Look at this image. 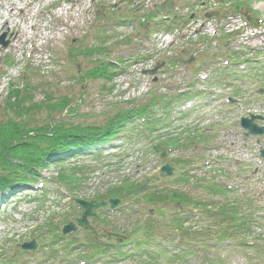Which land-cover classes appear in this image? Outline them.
I'll use <instances>...</instances> for the list:
<instances>
[{"label": "rangeland", "instance_id": "rangeland-1", "mask_svg": "<svg viewBox=\"0 0 264 264\" xmlns=\"http://www.w3.org/2000/svg\"><path fill=\"white\" fill-rule=\"evenodd\" d=\"M128 1L0 0V35H5L4 42L7 43L5 48L0 46V121L6 118L23 120L20 122L33 128L51 121L69 122L74 126L88 124L96 128L103 122V114L114 115L115 104L129 100L146 104L152 90L157 91L156 95H176L178 90L185 88L186 81L196 82L198 75L209 78L192 88L194 92L203 94L190 96V106L196 108L188 116L180 115V105L185 101L174 107L171 114L162 111L159 124L148 126L152 129L147 132L148 135L140 119L134 122L129 132L111 139L110 150L93 156H76L65 161L62 167L50 166L47 173L41 174L45 182L40 181L42 188L39 191L28 189L14 202L1 203L0 252L8 256L9 250L32 239L39 245L35 252H28L31 258H28L29 255L17 256L18 264H81L76 254L86 251L82 244L84 238L90 235H85L80 229L65 236L58 233L64 224L74 222L81 212L78 207L75 213L70 212L69 200H93L92 197L103 194L106 187L108 190L115 188L125 180L129 183L150 181L157 192L168 189L186 193L193 200L205 201L209 195L202 189L205 183L218 184L236 191L240 202H251V205L244 204V208L251 206L254 208L253 218H259L252 231L258 235L264 229V161L258 159V151L264 149V135L245 139L238 126V119L248 114L264 117V0H133L141 3L135 6ZM234 4L238 5V9H234L237 12L233 11ZM159 12L180 17L177 25L180 34H176L177 30L167 36L161 34L162 29L155 26L159 17L139 26V22L144 20L143 14L160 16ZM4 18L9 24L5 29L1 28ZM100 30H105L102 37ZM214 32L216 35H213ZM220 32L234 34L232 41L226 42L230 47L222 45L225 40L219 39ZM153 35L156 42L150 40ZM15 36L17 39H14ZM170 36H174L175 41L169 55L160 58L163 59V67L156 75L143 73L150 69L154 58L142 61L141 57H149L153 50L164 49ZM199 36L207 38L206 41L196 45L183 42ZM100 44L106 48L109 59L125 63L123 73L109 83L89 76L91 68L95 67L90 61L96 57L89 59L85 53L100 48ZM228 49L239 50L244 57L232 59L233 54ZM169 62L173 64L169 65ZM226 63H229L227 72H218ZM24 75L28 81L21 94L18 108L21 111L18 112L16 108L9 107L7 94L14 86L20 88V79ZM153 78L156 82H152ZM111 86L114 89L109 93ZM234 88L239 89L241 94H235ZM258 89L262 91L257 93ZM227 97L235 99L237 106H229ZM63 98L70 101L65 106L59 105ZM136 105L133 103V106ZM257 124L264 126V122ZM196 131L204 138L208 137V142L196 141V146L185 147V152L177 149L169 151L162 161L150 149L166 133L178 138L187 133L196 135ZM183 159L192 164L176 167L173 160ZM164 163L175 168L171 176H159V168ZM183 171L193 178L192 182H181ZM58 172L74 173L78 180L76 187L70 190L57 184L53 179L60 175ZM208 178L209 181H206ZM42 194H46L45 198H41ZM214 195L215 202L222 198ZM225 198L233 200L232 196ZM103 211L109 223L99 225L95 218L91 220L99 234L96 239L112 243L114 250L119 248L124 251H134L131 248L137 242H151L146 232L134 231L147 220L152 219L156 223L151 237L153 247L149 249L172 252V241L178 237L170 220L188 219L183 226L191 229L192 233L198 228L197 223L207 219L204 214L197 219L199 211L193 210L190 205H179L170 200L159 204L144 203L135 197L119 202L114 212L103 208L98 213ZM217 219L208 220L216 225L220 221ZM45 228L55 230L50 232ZM111 228L120 237L111 236ZM54 235L59 237V242L49 248ZM114 239H118L117 244ZM189 239L190 244L195 240L190 236ZM66 240L82 247L78 249L76 245H70L71 250H62L61 247L68 243ZM57 244L59 250L65 253L62 261L52 249ZM46 248L49 250L45 251ZM205 252L207 259L215 261L216 258L218 264H247L249 261L264 264V251L255 255L252 250L229 249L222 252V256L213 249ZM113 256L114 252L109 251L105 259L90 264H140V261H145L142 254L109 263L112 258L114 260ZM46 258L49 260L45 261ZM159 261L172 264L163 257ZM159 261L154 264H159ZM199 263H202L201 253L186 264Z\"/></svg>", "mask_w": 264, "mask_h": 264}, {"label": "trees", "instance_id": "trees-1", "mask_svg": "<svg viewBox=\"0 0 264 264\" xmlns=\"http://www.w3.org/2000/svg\"><path fill=\"white\" fill-rule=\"evenodd\" d=\"M167 6H169V3H167ZM232 8L234 11V9H238V5L236 6V4H234ZM237 11L238 10H235L234 12ZM219 13L220 11L217 12V14ZM147 18H154V16L150 15L147 16ZM176 25H178V22L171 21L168 23V21H165L160 24V27H162L161 29L163 30L171 32ZM104 33V31H100L99 35L102 37ZM219 39L222 41L225 40V42H223L224 44H222L225 46L226 42L231 39V37L228 34L221 33ZM201 41H205V39L202 38ZM100 46V48H93L85 53V56L89 59L96 57V59L90 61L95 67L91 68L89 76L91 78L102 79L109 83L119 75L120 72H117V67H122L124 62L119 60L114 61L115 64H113L106 56V48H104V45L100 44ZM233 56L238 57L243 56V54L242 52H238L235 54L233 53ZM170 64L172 65L173 63L169 62V65ZM113 89L114 86H111L109 93L113 91ZM23 91L13 89L10 94H8L7 99H9L8 105L10 108H16L18 110L22 101L21 94H23ZM234 92L238 95L241 94L240 90H235ZM149 93V95L152 96L146 104L139 103V101L135 102L134 100L115 104V108L113 109L115 111L114 115L109 116L107 113L103 114L101 117L103 122L96 128L88 124L74 126L72 123L60 121H51L42 127L33 128L26 123L20 122L23 120L14 121L13 119L6 118L0 121V204L6 201L7 203L14 202V199L20 197L21 193L23 194V192L35 186L40 180V173L42 171H48L50 166L62 167L66 160L73 159L76 156L86 154L89 151H94L108 145L111 139L116 135L129 132L134 122L140 119L143 120L140 124L144 132L148 135L147 132L152 131L148 126L159 124L160 118L163 115L162 111L171 114L176 105L188 100L190 97L188 92L177 93L176 95L170 93L167 95H156L157 91L152 90ZM69 102V100L63 98L59 105L62 104L65 106ZM133 103L137 105L133 106ZM19 111H21V109L18 110V112ZM189 114L190 112L183 116H188ZM169 116L170 115H168V118ZM197 133V131L196 135L187 133L184 137L181 136L178 138L177 136L166 133L159 138L158 142H160L163 147L171 149V151L177 149L180 152H185V147L196 146V141L205 142L207 140L208 142V137L204 138L203 135ZM173 161L176 167L179 165L184 167L192 164L184 159L181 161ZM59 174L58 172V175ZM185 174H187L186 171H183L181 182H192L191 180L193 178ZM53 180L61 186H67L70 190H73L78 182L74 173L68 175L64 172ZM199 183L202 184L201 182H198V184ZM205 184V187L202 189L205 193L209 194L206 197V201L198 199L193 200L189 198L186 193H179L168 189H162L157 192L158 190L153 184V187L151 186L150 181L129 183L128 180H125L123 183H120L119 186L115 188L112 187V189L109 188L104 194L95 195L93 198L96 201L107 199H119L123 201L135 197L140 202L159 204L170 200L179 205H190L193 210L198 209L199 215L197 219H201V216H203L202 214H204L207 219L197 223L198 228L196 230L194 229L192 233H190L191 229L188 230L183 226V224L189 221L188 219L181 221L170 220V222L175 225V234H177L178 237L176 238L178 244L172 252H164L163 249L157 252V250L149 249V247H153L151 237L156 227L155 221L150 219L138 225L134 228V231L146 232L148 235L147 238H150L151 242H137L136 245H134L133 242L130 241L134 245L132 248L134 251H124L119 248L114 250L111 248L112 246L110 243H102L89 237L84 238V244H82L86 247V251L83 254L80 253L81 255H77L80 259L85 261L94 260L96 258L101 261L105 259L104 256L110 251L114 252L115 256L113 257L115 258L114 260L112 258V261L109 263H115L125 259L140 257V255L143 254L145 261H140V264H154L162 257L167 259V263L186 264L187 261L193 259L197 253L202 254L201 264H218V259L216 258L215 261L210 258L207 259L208 255H206L205 252L207 249L215 250L220 256L223 255L222 252L228 251L229 249L252 250L255 255H261L264 251V247H262L264 243V229H262L258 235L252 231L259 218H253L252 214L254 213V208L252 209L251 206L247 209L244 208V204L251 205V202L247 200L244 201L242 198L243 201L240 202L234 190L223 188L218 184ZM42 195L41 198H45L46 194ZM213 195L215 197L220 195L223 199L221 198L215 202L213 200ZM230 196H232L233 200L227 201L225 197ZM224 199L226 200L225 202H223ZM211 206L214 208L210 209ZM157 212L159 213V211ZM183 216L184 215H182V217ZM215 217L220 220L216 225H214V222L208 220H212ZM96 221L99 225L109 223L104 215V211L97 216L95 222ZM54 230L55 228H50L48 231L53 232ZM110 230L112 233L117 234L116 230L112 228ZM189 236L195 239L191 244ZM258 240L260 241L258 242ZM249 241L253 243L258 242L259 244H250ZM58 242L59 237L54 235L49 248L53 247V245ZM74 243L75 242H72V244ZM76 247L79 249V247L82 246L76 243ZM52 249L53 252L56 251L55 248ZM48 250L49 249L46 248L45 251ZM6 254L3 255V252H0V264H18L17 258L19 256L29 255V257H31L30 254L22 252L16 247H14L12 251L9 250L8 256H6ZM48 260L49 258L45 259V261ZM106 263L107 262L103 264ZM158 263L162 264L160 261ZM251 263L250 261L248 262V264Z\"/></svg>", "mask_w": 264, "mask_h": 264}, {"label": "water", "instance_id": "water-1", "mask_svg": "<svg viewBox=\"0 0 264 264\" xmlns=\"http://www.w3.org/2000/svg\"><path fill=\"white\" fill-rule=\"evenodd\" d=\"M3 37L0 38V45L4 48L6 46V43L3 42ZM157 69L153 71L155 73ZM262 119L257 116H250L249 118H244L240 120V126L247 131V134H253V135H261L264 134V128H258L255 124L254 121ZM152 149L155 153H160V159L164 160L166 158V150L161 147L159 144H155L152 146ZM260 157L264 158V151H261ZM173 168L169 166L168 164H164L160 168L161 175H166L170 176L172 174ZM119 204V201L117 200H107L106 202L100 201V202H95V201H82L80 199H71L69 202L70 209L72 212L75 211L76 206L81 209L80 216L75 219V223H68L64 225L61 228V234L62 235H67L70 233H75L78 229L83 230L86 235L90 234L93 237H96L97 233L95 231V228L90 225V220L96 217V212L101 209L105 208L107 205H109L110 209H114L117 207ZM22 250L24 251H30L34 252L37 249V245L34 240H32L29 243H24L19 246Z\"/></svg>", "mask_w": 264, "mask_h": 264}, {"label": "bare ground", "instance_id": "bare-ground-1", "mask_svg": "<svg viewBox=\"0 0 264 264\" xmlns=\"http://www.w3.org/2000/svg\"><path fill=\"white\" fill-rule=\"evenodd\" d=\"M12 16V15H11ZM2 26H1V28H8V26H9V24H8V20L6 19V18H4L3 19V21H2ZM13 33L15 34V35H17V33H16V31H13ZM14 39H17V36H15L14 37Z\"/></svg>", "mask_w": 264, "mask_h": 264}]
</instances>
